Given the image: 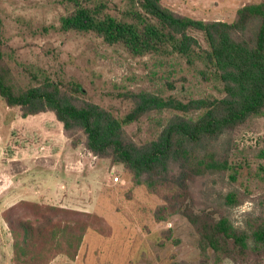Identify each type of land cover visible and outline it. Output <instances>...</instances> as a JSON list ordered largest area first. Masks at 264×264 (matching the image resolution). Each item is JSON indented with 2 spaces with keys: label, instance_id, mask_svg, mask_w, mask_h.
I'll use <instances>...</instances> for the list:
<instances>
[{
  "label": "trees",
  "instance_id": "1",
  "mask_svg": "<svg viewBox=\"0 0 264 264\" xmlns=\"http://www.w3.org/2000/svg\"><path fill=\"white\" fill-rule=\"evenodd\" d=\"M127 2L118 16L107 0H62L60 28L92 32L133 57L177 55L220 95L182 101L129 90L124 97L132 106L118 118L84 98L79 83L62 85L28 71L31 78L22 85L5 58L0 17V97L22 117L53 113L72 147L82 144L94 156L122 166L133 182L161 197L153 209L156 222L185 216L198 234L195 264H264V166L242 175L238 144L228 137L221 148L216 145L222 135L264 114V0L240 6L230 21L184 15L163 0ZM161 110L173 114L154 138L137 143L126 132L125 124ZM206 174L228 178L236 186L221 194L217 204L198 207L193 188ZM248 198L254 200L255 212L237 227L229 211ZM2 218L12 236L14 264H48L61 253L74 258L85 232L100 220L88 212L29 199L6 207ZM169 233V228L162 232L166 239Z\"/></svg>",
  "mask_w": 264,
  "mask_h": 264
},
{
  "label": "rangeland",
  "instance_id": "2",
  "mask_svg": "<svg viewBox=\"0 0 264 264\" xmlns=\"http://www.w3.org/2000/svg\"><path fill=\"white\" fill-rule=\"evenodd\" d=\"M107 1L114 15L120 16L128 8L127 0ZM257 1L163 3L194 18L230 21L240 6ZM61 2L0 0L5 58L20 84L31 78L28 71L39 77L44 73L62 85L79 83L85 91L84 98L106 107L118 118L132 106L130 99L124 97L129 90L150 91L182 101L220 95L177 55L133 57L92 32L63 31L60 16L65 8ZM196 35L202 41V35ZM172 114L166 110L150 111L124 128L141 143L157 136ZM228 137L241 150L238 160L245 166L242 175L247 176L251 167L264 166V155L259 154L264 150V114L222 135L217 147L226 144ZM235 186L228 178L206 174L198 178L193 188L195 205L213 206L221 194ZM20 199L100 217L83 235L74 258L61 253L48 264H195L199 257L198 234L185 216L175 214L168 221L156 222L153 209L162 202L161 197L133 182L122 166L94 156L82 144L72 147L53 113L22 117L17 107H8L0 97V264H14L12 236L2 211ZM254 212L255 202L248 198L232 207L229 215L235 226L243 227L246 215ZM168 228L166 239L162 232Z\"/></svg>",
  "mask_w": 264,
  "mask_h": 264
},
{
  "label": "built area",
  "instance_id": "3",
  "mask_svg": "<svg viewBox=\"0 0 264 264\" xmlns=\"http://www.w3.org/2000/svg\"><path fill=\"white\" fill-rule=\"evenodd\" d=\"M114 180H115V181H117V180H118V177H117V176H115V177H114Z\"/></svg>",
  "mask_w": 264,
  "mask_h": 264
}]
</instances>
